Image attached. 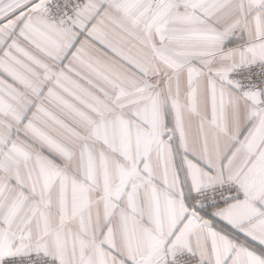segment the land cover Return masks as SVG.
I'll list each match as a JSON object with an SVG mask.
<instances>
[{"label": "snow or ice", "instance_id": "obj_1", "mask_svg": "<svg viewBox=\"0 0 264 264\" xmlns=\"http://www.w3.org/2000/svg\"><path fill=\"white\" fill-rule=\"evenodd\" d=\"M0 264H264V0H0Z\"/></svg>", "mask_w": 264, "mask_h": 264}]
</instances>
